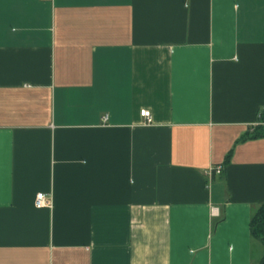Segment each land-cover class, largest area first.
Returning <instances> with one entry per match:
<instances>
[{"label":"crops","instance_id":"1","mask_svg":"<svg viewBox=\"0 0 264 264\" xmlns=\"http://www.w3.org/2000/svg\"><path fill=\"white\" fill-rule=\"evenodd\" d=\"M262 106L264 0H0V264H255Z\"/></svg>","mask_w":264,"mask_h":264},{"label":"trees","instance_id":"2","mask_svg":"<svg viewBox=\"0 0 264 264\" xmlns=\"http://www.w3.org/2000/svg\"><path fill=\"white\" fill-rule=\"evenodd\" d=\"M258 123L243 136L240 141L250 138L264 137V111L258 113ZM228 153L225 162L228 161ZM249 232L253 243L261 246L262 254L255 261V264H264V202L259 204L252 212L249 221Z\"/></svg>","mask_w":264,"mask_h":264},{"label":"built area","instance_id":"3","mask_svg":"<svg viewBox=\"0 0 264 264\" xmlns=\"http://www.w3.org/2000/svg\"><path fill=\"white\" fill-rule=\"evenodd\" d=\"M264 111V106L261 107L259 112ZM140 116L146 118L147 120H149V111L148 110H141L140 111ZM103 120H105V118H103ZM221 171V166H212L209 168L207 174L208 176H212V174H218ZM34 206L36 208H50L51 207V199L49 196L45 195L44 193H37L35 195V199H34ZM212 214H216L217 209L216 208H212L211 210Z\"/></svg>","mask_w":264,"mask_h":264}]
</instances>
